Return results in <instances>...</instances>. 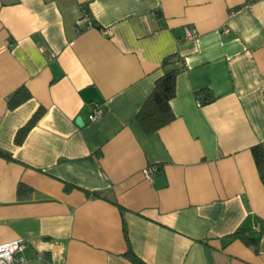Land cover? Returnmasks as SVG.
Returning <instances> with one entry per match:
<instances>
[{"label":"crops","instance_id":"crops-1","mask_svg":"<svg viewBox=\"0 0 264 264\" xmlns=\"http://www.w3.org/2000/svg\"><path fill=\"white\" fill-rule=\"evenodd\" d=\"M246 2L0 0V244L25 242L18 264H133L129 247L146 264H264V0ZM169 55L186 62L174 118L146 132L135 116ZM243 223L256 249L231 237Z\"/></svg>","mask_w":264,"mask_h":264},{"label":"trees","instance_id":"trees-1","mask_svg":"<svg viewBox=\"0 0 264 264\" xmlns=\"http://www.w3.org/2000/svg\"><path fill=\"white\" fill-rule=\"evenodd\" d=\"M181 58L175 55L166 56L161 63L162 74L156 79L153 89L147 95L143 105L138 110L135 118L140 126L146 132L156 131L160 127L169 123L173 118L174 114L170 107V99L175 94V80L177 74L181 71L179 69V63ZM30 96L29 92L24 88H17L9 96V106L14 107L18 103L22 102ZM43 110L39 108L27 122L18 128L14 136V142L20 144L25 138L27 132L33 127L42 116ZM253 157L261 177L264 178V149L261 145H255L252 147ZM9 157L7 154H3ZM70 185L66 184L65 189H69ZM24 186L20 185L18 191L22 192ZM95 196H103L102 192H95ZM108 198V197H107ZM119 206L113 197L108 198ZM120 210L122 208L119 206ZM249 218V217H248ZM252 220L251 218H249ZM254 231L252 227L246 223L238 226L235 231L231 234V237H237L241 239L245 244L252 246L254 249L257 248L260 232ZM125 239H127L126 227H123ZM133 264H146L130 247L125 254Z\"/></svg>","mask_w":264,"mask_h":264},{"label":"built area","instance_id":"built-area-1","mask_svg":"<svg viewBox=\"0 0 264 264\" xmlns=\"http://www.w3.org/2000/svg\"><path fill=\"white\" fill-rule=\"evenodd\" d=\"M253 0H247L244 7H251ZM82 23H86L88 26L92 24V17L89 13H85L84 16H79L75 20V29L79 31L81 28ZM198 35L196 29H186L184 38L191 39L195 38ZM54 57L53 53H50L49 58ZM179 69L183 70L186 67V62L181 61L179 64ZM103 113V109L98 105L95 104L93 106L92 112L89 115L90 120H95L100 117ZM158 170L157 165H148L143 169V173L149 179H151V175L153 172ZM254 231H259V224H256L253 227ZM25 242L21 239L11 240L8 242H4L0 244V264H18L19 262L23 261L25 257L22 254L23 249L25 248Z\"/></svg>","mask_w":264,"mask_h":264},{"label":"water","instance_id":"water-1","mask_svg":"<svg viewBox=\"0 0 264 264\" xmlns=\"http://www.w3.org/2000/svg\"><path fill=\"white\" fill-rule=\"evenodd\" d=\"M76 122H77L79 125L81 124V119H80V117H77Z\"/></svg>","mask_w":264,"mask_h":264}]
</instances>
